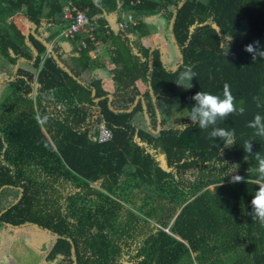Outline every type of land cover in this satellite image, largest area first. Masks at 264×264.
Wrapping results in <instances>:
<instances>
[{"label": "trees", "instance_id": "obj_1", "mask_svg": "<svg viewBox=\"0 0 264 264\" xmlns=\"http://www.w3.org/2000/svg\"><path fill=\"white\" fill-rule=\"evenodd\" d=\"M68 1L0 0V232L29 226L52 237L47 264H264V226L251 216L256 162L241 146L251 140V155L264 156V137L247 127L264 116V59L245 51L256 41L264 51V0H70L97 25L80 50L82 36L60 37ZM128 13L134 27H111ZM149 25L174 60L143 45ZM98 41L113 65L111 93L104 62L90 56ZM189 67L191 88L178 79ZM225 83L245 108L217 121L235 130L230 148L187 119L192 96H222ZM101 125L110 140L99 142Z\"/></svg>", "mask_w": 264, "mask_h": 264}, {"label": "clouds", "instance_id": "obj_2", "mask_svg": "<svg viewBox=\"0 0 264 264\" xmlns=\"http://www.w3.org/2000/svg\"><path fill=\"white\" fill-rule=\"evenodd\" d=\"M95 27L97 29L96 24ZM230 39L231 38L226 39L225 41ZM258 44L259 42L256 41L253 44H248L247 46H245V51L252 54L253 60H255L257 56L264 59V51H259L257 47H254V45ZM221 47L227 48V51L224 53L226 55L228 52L227 43H222ZM194 77L195 73L189 67L186 68L185 71L180 73L178 79L181 82H187V88H191L192 85L190 81ZM179 85H182V83ZM191 99L195 101V104L189 109L187 119L192 122H198V127L200 129H208L209 126H212V130L209 133V138H219L220 141L223 142L224 148H230L231 146L236 144V133L234 129L216 126L218 120H224L233 113L243 115L245 112V108L243 107L242 101L241 106H236V97L232 94L229 84L225 83L223 85L222 96L212 94L208 91H198L194 96L191 97ZM253 100L256 103V107L260 108V97L254 96ZM247 127L254 130V137H264V116L259 113H256L253 119L248 122ZM241 146L243 147L245 152L249 154L248 156H251V158L256 162L254 166L248 169L249 177H254L252 182L256 186H258V190L254 191L251 199V216L261 226H264V156H262L260 153L251 155V140H245ZM221 150L223 152V149ZM238 168V164L232 165L225 171L226 176L235 173ZM243 179L244 177L240 175H231V182L233 183L240 182Z\"/></svg>", "mask_w": 264, "mask_h": 264}, {"label": "rangeland", "instance_id": "obj_3", "mask_svg": "<svg viewBox=\"0 0 264 264\" xmlns=\"http://www.w3.org/2000/svg\"><path fill=\"white\" fill-rule=\"evenodd\" d=\"M15 21L19 29L25 33L27 28L30 25L28 21L24 17L21 18L19 14L16 16ZM150 30H151L150 33H153V35L152 37L147 38L148 42L144 41L143 45L145 47H152L154 45L153 41L154 42L158 41V39L155 37L163 36L162 38H165V33L155 32L154 29L151 27H150ZM157 34L158 36H156ZM156 44L157 43H155V45ZM167 45L170 48V51H172V48H171L172 45L170 43ZM169 54L171 56L175 55L174 52H171ZM0 77L3 78L5 77V75L0 72ZM3 99L4 97L0 92V101ZM183 115L184 114L182 111H178L173 114L174 117H182ZM165 229L167 230V228ZM40 235H44L43 237H45V239H43ZM17 238H19V240L22 241L20 245L21 248L16 246ZM49 240L52 241L54 239L52 237H48L46 234L40 232L39 230L33 227L28 226L25 229H11L9 227H5L3 231L0 232V260L1 258L5 257L6 260L3 261L2 264H47L45 262V257L48 254V252L51 251L52 248L49 250L47 249L48 251L46 250V252L43 254L42 247H43V250L45 249V247H48V248L51 247L52 244H49V243H54V242L53 241L51 242ZM10 246L11 248L9 249Z\"/></svg>", "mask_w": 264, "mask_h": 264}, {"label": "built area", "instance_id": "obj_4", "mask_svg": "<svg viewBox=\"0 0 264 264\" xmlns=\"http://www.w3.org/2000/svg\"><path fill=\"white\" fill-rule=\"evenodd\" d=\"M87 8L81 9L79 6L74 4L72 1H68L64 7L65 18L68 19V24L61 31L60 37L64 39H73L76 36H82L78 44V48L86 49L87 43L84 40L89 39L90 41H95V24L91 23L87 14ZM136 21L133 19L132 13H128L124 20L115 22L113 27L120 30H126L128 28L134 27ZM95 51L90 53L93 58ZM112 138V132L105 126L101 125L98 129V140L99 142H105Z\"/></svg>", "mask_w": 264, "mask_h": 264}, {"label": "crops", "instance_id": "obj_5", "mask_svg": "<svg viewBox=\"0 0 264 264\" xmlns=\"http://www.w3.org/2000/svg\"><path fill=\"white\" fill-rule=\"evenodd\" d=\"M21 16V18L24 16V15H19ZM16 19V18H15ZM16 22V21H15ZM116 21H112L110 25H114ZM30 27V25H29ZM28 27V28H29ZM27 28V30H28ZM114 28V27H113ZM116 29V28H114ZM26 30V31H27ZM153 33L149 36V37H152ZM158 36V34L156 35ZM163 37V36H162ZM161 36L160 37H155L158 39L157 42H154V45L155 43H157L156 45H159L162 47V49L164 50V55L166 58H169L171 55L169 53H171L172 51H170V48L168 47L167 44H169V42L165 39V38H162ZM148 38V37H147ZM153 39V38H152ZM160 40V41H159ZM144 41L148 42L147 39H145ZM98 45V49L96 51L97 55H98V58L99 59H102V61L104 62L105 64V69L101 71V76H102V88L105 90V91H108V92H112L114 90V81H113V74L110 73V71L112 70L111 68H113V65L111 64L110 60H109V50L107 51V49H105V47L101 48L102 46V43L100 41L97 42ZM174 57L175 55L171 56V58H169L168 61H171V60H174ZM111 67V68H110ZM86 75V73L84 72L82 74V78H84V76ZM138 88L140 91H144V89L146 88V81H143V80H138L136 82ZM2 94V92H1ZM3 95V94H2ZM43 239H45V237H43L44 235H40ZM54 243H52L51 247L48 248L51 249L53 247V245L55 244V241L52 240ZM47 250V251H48ZM44 251V250H43ZM44 263V262H43Z\"/></svg>", "mask_w": 264, "mask_h": 264}]
</instances>
